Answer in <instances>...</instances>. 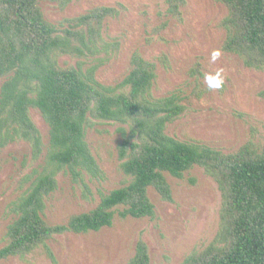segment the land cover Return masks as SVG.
Segmentation results:
<instances>
[{
	"label": "trees",
	"instance_id": "trees-1",
	"mask_svg": "<svg viewBox=\"0 0 264 264\" xmlns=\"http://www.w3.org/2000/svg\"><path fill=\"white\" fill-rule=\"evenodd\" d=\"M76 1L0 0V149L25 143L37 164L21 178V193L7 206L11 222L0 260L44 248L56 263L47 246L55 236L97 233L112 227L116 219H154L148 190L172 203L167 176L182 179L198 167L220 192L218 230L183 264H264V142L251 137L236 152L223 153L169 136L167 127L185 108L176 93L153 95L157 77L153 62L134 52L120 82L104 85L97 79L108 60L104 56L118 46L105 42V22L117 18L124 6H94L56 23L41 8L46 2L63 10ZM212 1L225 10L219 23L223 53L236 57L246 69L264 72V0ZM165 2L166 15L180 21L185 0ZM192 70L199 75L200 66ZM31 110L48 127L46 144ZM92 120L120 126L119 169L129 182L101 193L92 210L72 215L64 224L50 223L45 212L60 174L82 182L88 192L85 176L105 178L85 139ZM150 263L148 247L139 237L127 264Z\"/></svg>",
	"mask_w": 264,
	"mask_h": 264
},
{
	"label": "rangeland",
	"instance_id": "rangeland-1",
	"mask_svg": "<svg viewBox=\"0 0 264 264\" xmlns=\"http://www.w3.org/2000/svg\"><path fill=\"white\" fill-rule=\"evenodd\" d=\"M165 1L79 0L63 10L43 2L41 8L45 17L56 23L94 6L123 5L125 11L104 25L105 42L118 46L104 56L108 60L97 72L99 82H120L129 71L131 55L138 52L156 66L153 95L159 98L176 93L182 99L184 114L167 127L169 136L202 143L223 153L236 152L251 137L256 143L264 142V72L246 69L236 57L225 53L219 62L210 63L212 50L221 49L224 39L219 28L224 8L212 0H185L178 21L166 15ZM64 61L68 59L63 58ZM196 65L200 66L199 75L192 70ZM220 68L226 77L224 87L209 91L204 76ZM30 114L46 144L47 125L36 110ZM119 128L111 122H89L85 139L105 178L85 176L88 192L82 182L60 174L58 188L45 212L50 223L64 224L70 216L92 210L101 193L107 194L129 182L119 169ZM36 165L25 143L0 149V247L11 222L7 206L21 193V178ZM167 181L172 203L163 202L153 189L148 190L155 208L154 219H116L112 227L97 233L55 236L47 246L56 263L44 248H39L21 258L0 260V264H127L139 237L148 247L150 264H183L189 253L204 249L213 240L221 197L216 183L198 167L182 179L167 176Z\"/></svg>",
	"mask_w": 264,
	"mask_h": 264
},
{
	"label": "clouds",
	"instance_id": "clouds-1",
	"mask_svg": "<svg viewBox=\"0 0 264 264\" xmlns=\"http://www.w3.org/2000/svg\"><path fill=\"white\" fill-rule=\"evenodd\" d=\"M223 51L221 49H213L210 54V63L216 64L221 60ZM225 74L222 68L217 69L214 73H207L204 76L205 83L209 91H220L225 84Z\"/></svg>",
	"mask_w": 264,
	"mask_h": 264
}]
</instances>
